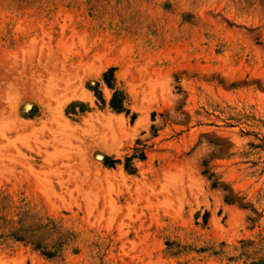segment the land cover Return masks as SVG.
<instances>
[{
	"label": "rangeland",
	"instance_id": "374dc122",
	"mask_svg": "<svg viewBox=\"0 0 264 264\" xmlns=\"http://www.w3.org/2000/svg\"><path fill=\"white\" fill-rule=\"evenodd\" d=\"M0 264H264V0H0Z\"/></svg>",
	"mask_w": 264,
	"mask_h": 264
}]
</instances>
